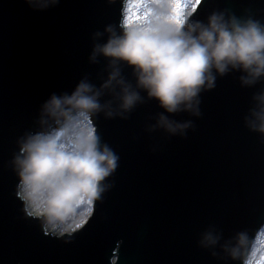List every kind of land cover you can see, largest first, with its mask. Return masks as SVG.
I'll use <instances>...</instances> for the list:
<instances>
[{
  "label": "clouds",
  "instance_id": "clouds-1",
  "mask_svg": "<svg viewBox=\"0 0 264 264\" xmlns=\"http://www.w3.org/2000/svg\"><path fill=\"white\" fill-rule=\"evenodd\" d=\"M24 3L44 11L60 0ZM205 4L119 0L118 21L95 33L98 41L104 39L94 43L90 56L93 62L107 61V78L97 86L85 77L70 93H53L44 101L39 127L18 140L12 167L22 211L40 223L45 235L71 237L86 228L119 166V155L100 135L96 120L101 113L106 119L127 118L146 97L162 110L152 129L183 136L191 121L173 117L199 116L200 95L216 87L217 76L237 71L244 87L264 81V22L224 11L201 19ZM125 67L132 79L124 75ZM252 100L245 123L264 136V89ZM221 239L210 228L199 244L219 245L233 264H264V221Z\"/></svg>",
  "mask_w": 264,
  "mask_h": 264
},
{
  "label": "water",
  "instance_id": "water-1",
  "mask_svg": "<svg viewBox=\"0 0 264 264\" xmlns=\"http://www.w3.org/2000/svg\"><path fill=\"white\" fill-rule=\"evenodd\" d=\"M212 11L251 16L264 22V0H206L201 19ZM241 73L217 76L216 87L200 95L197 116L208 143L251 228L264 221V136L251 131L245 116L254 106L252 96L264 89L240 83Z\"/></svg>",
  "mask_w": 264,
  "mask_h": 264
}]
</instances>
